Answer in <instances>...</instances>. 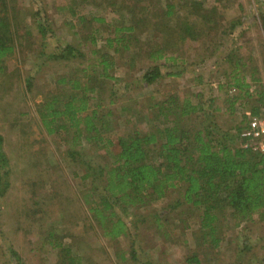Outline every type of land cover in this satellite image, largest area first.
Returning <instances> with one entry per match:
<instances>
[{"label":"rangeland","instance_id":"374dc122","mask_svg":"<svg viewBox=\"0 0 264 264\" xmlns=\"http://www.w3.org/2000/svg\"><path fill=\"white\" fill-rule=\"evenodd\" d=\"M116 2L134 7L136 15L144 3ZM151 4L152 8L163 7L165 1L151 0ZM214 4L221 27L214 28V18H206L202 25L210 22L212 27L200 40L190 43L192 39L186 37L187 44L179 41L168 50L180 54V59H153L146 47H133L116 55V64L108 68L111 78L97 77L95 90L86 92L88 107L82 114L96 110L99 134L111 139V144L88 138L82 124L81 131L68 125L50 133L43 120L51 124L52 119L47 120L40 108L53 90L72 92L68 82L57 81L59 76L80 73V67L90 72L99 68L100 54L108 52L106 29L91 19L82 27L68 13V0H16V25L23 40L6 58V69L0 71V147L7 157L0 169V185L6 186L0 194V264H68L54 242L70 245L71 254L81 256L80 264H264V205L252 217L239 221L225 206L210 233L200 223L202 207L185 199L182 183L157 199L129 205L127 211L116 206L127 229L114 238L102 234L88 210V198L98 195L101 185L91 175L85 176L87 163L93 172L111 164L119 135L163 125L157 108H147L150 101L172 92L189 95L212 108L210 120L232 130L252 105L264 107L256 93L264 90V42L259 26L264 0H182L176 12L183 15L193 6L206 13ZM40 17L51 25L48 36L42 37L35 26ZM237 20L235 27H229ZM92 34H96L95 43ZM66 43L78 46L84 54L55 57ZM230 50L229 61L224 56ZM153 62L165 71L180 73H164L147 84L141 73ZM254 66L258 81L250 79ZM241 75L250 82L251 96L226 85Z\"/></svg>","mask_w":264,"mask_h":264},{"label":"trees","instance_id":"16d2710c","mask_svg":"<svg viewBox=\"0 0 264 264\" xmlns=\"http://www.w3.org/2000/svg\"><path fill=\"white\" fill-rule=\"evenodd\" d=\"M68 1V13L76 16L82 27L86 19H91L106 29L104 46L108 52L100 54L99 68L90 72L80 67V73L76 70L69 77L63 74L57 78L58 82H68L72 92L67 88L61 91L56 89L43 98L41 113L47 116V120L51 117L52 122L50 124L43 120L42 123L50 133L66 129L68 125L81 131L79 125L82 124L87 137L101 143L106 140L112 144V140L99 134L101 126L96 122V110L86 114H82V111L88 107L86 92L95 90L97 77L100 80L112 77L108 68L116 64V55L128 53L133 47L134 50L146 47L153 59L163 57L175 61L182 56L168 50H173L172 46L179 41L187 44L186 37L192 39L190 43L200 40L212 27L210 22L202 25L206 18H214V28L221 27L216 18L215 4L206 13L191 6L192 9L182 15L176 12L177 4L182 0H164L163 7L157 5L155 8H152L151 0H141L144 2L140 6L141 13L136 15L134 7H125V3L118 4L116 0ZM15 12L16 0H0V71L6 69V58L16 51L17 45L23 40V33L16 25ZM177 15L178 20L175 21ZM38 19L35 26L41 36L51 34L48 20L44 17ZM259 19L264 42V11L260 13ZM238 22L240 20L232 22L229 27H235ZM98 29L102 28L99 26ZM93 30V33L97 32ZM221 32L224 33L225 28ZM95 35L92 34L93 43L96 42ZM57 53H54L55 57L64 58L84 54L81 48L70 43L64 44ZM232 54L230 50V54L224 58L230 61ZM49 56L53 57L52 52ZM234 62L237 63L238 58ZM257 71L258 67L254 66L250 72L252 81L260 80ZM164 73L180 72L165 71L158 62H153L141 73V77L149 84ZM82 78L86 79L85 82H82ZM226 85L236 86L245 96L252 95L249 92L250 82L245 80L244 75L235 76L234 82ZM76 91L81 94L77 96ZM256 93L264 104V90H257ZM208 100L212 101L213 98L209 97ZM155 107L156 116H163V125L154 129L134 128L129 134L119 135L118 149L113 154L111 164L99 166L93 172L94 167L87 163L85 176L91 175L92 180H98L101 185V192L94 198H88V210L96 218L102 234L114 238L126 233V220L116 213V206L127 211L129 205L157 199L170 187L182 183L185 185V199L202 207L200 223L210 233L215 231V222L225 206L238 221L252 217L253 212L264 205V155L240 146L242 124L235 125L233 130L219 126L215 119L214 122L210 120L213 117L212 108L206 106L203 100H193L186 94L169 93L160 100L150 101L147 108ZM258 109V106L252 105V111ZM50 111L51 114H48ZM63 119L66 122H59ZM207 120L210 121L207 123ZM5 156L0 147V169L7 160ZM5 187L0 185V194ZM51 234L52 230L49 231ZM213 240L217 242L218 238L213 237ZM54 244L60 246L68 264H80L81 256L71 254L70 245L65 246L62 242Z\"/></svg>","mask_w":264,"mask_h":264},{"label":"built area","instance_id":"2783aa9c","mask_svg":"<svg viewBox=\"0 0 264 264\" xmlns=\"http://www.w3.org/2000/svg\"><path fill=\"white\" fill-rule=\"evenodd\" d=\"M241 124L240 146L264 155V107L256 111L246 110Z\"/></svg>","mask_w":264,"mask_h":264}]
</instances>
